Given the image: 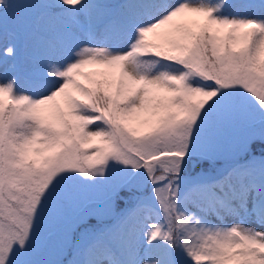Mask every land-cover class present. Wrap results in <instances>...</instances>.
Returning a JSON list of instances; mask_svg holds the SVG:
<instances>
[{
	"label": "snow or ice",
	"instance_id": "6c2138e0",
	"mask_svg": "<svg viewBox=\"0 0 264 264\" xmlns=\"http://www.w3.org/2000/svg\"><path fill=\"white\" fill-rule=\"evenodd\" d=\"M0 68V264H264V0H0Z\"/></svg>",
	"mask_w": 264,
	"mask_h": 264
},
{
	"label": "trees",
	"instance_id": "16d2710c",
	"mask_svg": "<svg viewBox=\"0 0 264 264\" xmlns=\"http://www.w3.org/2000/svg\"><path fill=\"white\" fill-rule=\"evenodd\" d=\"M95 71H99V69L98 68H94V69L89 70V72L88 71H84V72L85 73H91V72H95ZM0 72H2V68H0Z\"/></svg>",
	"mask_w": 264,
	"mask_h": 264
}]
</instances>
